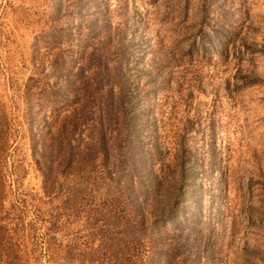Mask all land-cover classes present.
<instances>
[{
	"label": "rangeland",
	"instance_id": "374dc122",
	"mask_svg": "<svg viewBox=\"0 0 264 264\" xmlns=\"http://www.w3.org/2000/svg\"><path fill=\"white\" fill-rule=\"evenodd\" d=\"M0 264H264V0H0Z\"/></svg>",
	"mask_w": 264,
	"mask_h": 264
}]
</instances>
